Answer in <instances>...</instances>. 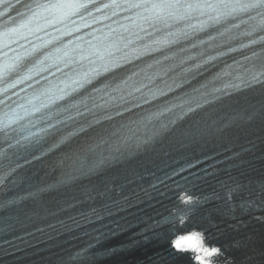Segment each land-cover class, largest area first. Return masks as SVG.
I'll return each instance as SVG.
<instances>
[{
	"label": "snow or ice",
	"instance_id": "1",
	"mask_svg": "<svg viewBox=\"0 0 264 264\" xmlns=\"http://www.w3.org/2000/svg\"><path fill=\"white\" fill-rule=\"evenodd\" d=\"M258 86L264 88V0H0V232L102 201L69 216L71 224L58 221V234L97 225L83 233L89 243L67 264L113 258L139 244L137 236L159 239L165 228L168 247L152 264H238L229 250L247 252L239 264H264V240L257 246L246 235L225 249L208 244L205 230L179 231L203 204L221 198L232 219L239 208L264 223V214L255 215L264 213V179H241L245 166L255 171L256 160H264L242 159L255 153L254 140L231 155H206L212 163L198 171L189 169L199 159L156 175L161 156L250 134L246 126L264 119V104L234 107L233 97ZM33 161L45 162L55 180L8 195L30 180L19 170ZM209 178L216 181L210 195L190 194ZM216 188L226 190L223 197ZM174 189L182 207L134 233L131 244L104 247L134 226L109 220L133 206L125 192L153 200ZM53 202L56 211L48 207Z\"/></svg>",
	"mask_w": 264,
	"mask_h": 264
},
{
	"label": "bare ground",
	"instance_id": "2",
	"mask_svg": "<svg viewBox=\"0 0 264 264\" xmlns=\"http://www.w3.org/2000/svg\"><path fill=\"white\" fill-rule=\"evenodd\" d=\"M248 235H251L254 238V242L257 244V246H260V241L264 240V229L260 227L259 225L253 226L251 228V232L248 233ZM247 254L246 251L241 250L237 251L234 254H230L231 256H234L237 260V262L241 261L243 257ZM138 255L133 256L132 258L137 257ZM143 260V258L136 260L135 262H140ZM170 264H189L187 261H174ZM249 264H255V262H249Z\"/></svg>",
	"mask_w": 264,
	"mask_h": 264
}]
</instances>
